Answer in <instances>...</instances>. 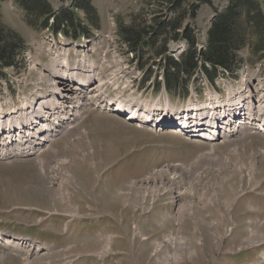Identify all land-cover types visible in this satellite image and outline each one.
Returning <instances> with one entry per match:
<instances>
[{
	"label": "rangeland",
	"instance_id": "obj_1",
	"mask_svg": "<svg viewBox=\"0 0 264 264\" xmlns=\"http://www.w3.org/2000/svg\"><path fill=\"white\" fill-rule=\"evenodd\" d=\"M50 1L55 10L78 6L81 21L100 37L91 49L95 57L111 32L115 48L109 66L117 78L108 83L119 80L116 85L124 88L126 68L133 67L136 56L128 53L121 27L136 18L151 21L147 0H89L93 10L85 0ZM211 1L221 11L231 0ZM213 16V9L204 6L190 24L201 51ZM1 20L5 31L29 48L17 56V67L5 69L0 97L5 88L15 93L20 86L25 95L42 88V73L48 79L60 77L47 55L52 44L48 33L30 29L23 10L12 2L1 5ZM32 47L45 60L29 57ZM188 48L181 37L170 44L168 55L179 62ZM241 57L237 77L244 74L241 83L250 79L253 84L246 80L242 86L251 95L252 90L264 94L262 85L254 86L264 82V57L251 58L247 51ZM160 64V59L149 61L148 74L158 72ZM64 84L66 93L77 86ZM63 135L53 139L42 163L36 156L0 161V232L5 240L0 242V264H174L177 257V264H264V136L245 132L216 145L189 142L174 132L129 127L99 111ZM14 236L33 243L10 242ZM180 245L187 250L176 256ZM45 246L48 250L37 252ZM107 246L109 252L103 254Z\"/></svg>",
	"mask_w": 264,
	"mask_h": 264
},
{
	"label": "trees",
	"instance_id": "obj_2",
	"mask_svg": "<svg viewBox=\"0 0 264 264\" xmlns=\"http://www.w3.org/2000/svg\"><path fill=\"white\" fill-rule=\"evenodd\" d=\"M85 1L87 9L93 10L91 2ZM7 2L23 10L26 25L34 32L50 29L54 34L62 32L73 39L90 34L75 4L56 11L50 0H0V77L4 76L5 69L15 68L17 56L26 48L25 43L4 29L1 5ZM146 3L152 9L151 21L136 18L131 26H122L120 34L141 68L151 60H161L165 88L171 95L177 92L187 95L184 75L189 76L199 66L214 79L219 70L231 72L238 68L243 51L249 52L251 58L264 57V0H231L221 11L214 8L211 0H147ZM204 6L213 9L215 18L207 32L205 50L201 51L190 24ZM51 20L54 23L50 26ZM181 37L187 40L189 48L177 62L168 52L170 44Z\"/></svg>",
	"mask_w": 264,
	"mask_h": 264
},
{
	"label": "bare ground",
	"instance_id": "obj_3",
	"mask_svg": "<svg viewBox=\"0 0 264 264\" xmlns=\"http://www.w3.org/2000/svg\"><path fill=\"white\" fill-rule=\"evenodd\" d=\"M214 18L215 17L213 16L212 19H211L210 25L213 22ZM86 43L88 44L89 41H87ZM126 49H127V46H126ZM129 54H131V53H129ZM131 55L133 56V54H131ZM52 63H53V65L57 66L60 69V71H61L60 77L56 78V77L50 75L51 79H50V77L48 79V76H44L43 73H42L41 80L42 79L45 80V81L43 80V82H44V86L46 87V89H45L46 96L49 97L50 99H53L55 102H57L59 104L58 112L53 113L50 110H48L45 107V105H42L43 102H41V100L38 101V102L34 101V103L36 102V104L34 105L35 111H41L40 114L44 117L45 127L48 126V125L57 124L58 121H59V117L61 116L60 114L64 115L67 118H72L73 119L75 114H76V111L74 110L75 105L76 104H80L81 105L82 102H83V100H82L83 96L85 95L84 92L80 90L78 84H75L72 80H67V79L64 78L66 76V74H65V71H64L61 63H59V61L55 60V62H50V64H52ZM35 66H33V67H35ZM68 67H70V72L68 73L69 74L68 75L69 78H73V77H78L79 76V73L77 74L76 72H74V67L71 66L70 63L68 64ZM31 68H32V66H31ZM126 69L128 70L127 74H128V78H129L128 79L129 80L128 81L129 85H128V83H126V86L124 88H129L130 85L131 86H136L138 81L142 77V73L139 70L136 69L134 64H133V67H131V68L127 67ZM46 70H47V68H46ZM246 80H248L250 85L253 87V84H252L251 80L250 79H246ZM246 80H243V82L246 81ZM47 81L49 82L48 84H47ZM257 82H258L257 84L254 83L255 84L254 86L258 87L259 84L262 85V86L264 85V82H261V81H257ZM64 83L77 85L78 86V89H77L78 91L76 89H74V88H73L74 91H73L72 88H68L67 89V93H66L65 89H63L65 87ZM101 83L102 82H100V84ZM100 84L97 85V86H100ZM41 90H43V88H41ZM243 90H245L244 87H243ZM245 91H246L245 96L248 97L250 92L248 94V91L247 90H245ZM59 92H61V93H59ZM259 95L260 94H257V96H259ZM19 98L25 100V102L23 103L22 107H26V106L31 107V105L29 103V99H27V98L25 99V97H19ZM76 98H78V100L75 103H73L76 100ZM238 99L241 100L243 103H245V98L244 97H238ZM251 99H253L252 96H251ZM248 101L250 102L252 100H248ZM256 104L258 105L259 109H261L264 112V107H262V104L260 102H258L257 100H256ZM15 110H16V114H15V111L5 110L2 107H0V126L3 125V126H5V128H11V129L16 127V126H18L17 124H19L22 121L21 119H22L23 112H19L18 109H16V108H15ZM27 112L29 113L30 110H25V113H27ZM238 115L241 116L239 124H238L239 126H242V125H244V124H246L248 122V115L249 114L245 110L243 112H241V114H238ZM13 122H16V124H13V125L10 126V124L13 123ZM258 124L259 125H261V124L264 125V115L259 118ZM48 141H50V140H48ZM7 148H8V146L5 143L4 144V149L0 153H5V150H7ZM49 149H50L49 146H46V148H44L43 150L38 152L37 157L39 158V162L40 163H42L44 161L42 159L43 153L48 151ZM0 239L2 240V241L0 240V242H5V240L2 238L1 234H0ZM19 241H21V239L17 238V237H13V239L11 240V242H19ZM180 241H182V240H180ZM6 242H8V241H6ZM160 249H161V246L158 248V250H160ZM42 250H48V248H39L37 250V252L38 251H42ZM182 250L185 251L187 249L184 246L180 245V248L177 249V251H176V256L178 255V252L180 253V251H182ZM188 250L190 252H192L190 250V248ZM107 251L109 252V246H107V248H106V250L104 251L103 254H105ZM176 256H175V258H176ZM163 257H164V254H161V256L159 257V261L165 260L164 259L165 257L164 258ZM179 260L180 259L177 257L174 260L172 259V262L175 261V263L177 264L179 262ZM168 262H171L170 258L167 259V261H165V263H168Z\"/></svg>",
	"mask_w": 264,
	"mask_h": 264
}]
</instances>
